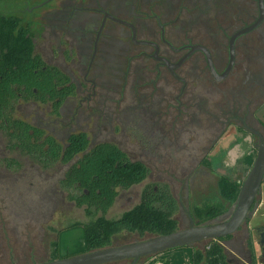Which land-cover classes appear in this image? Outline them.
<instances>
[{
  "label": "rangeland",
  "instance_id": "rangeland-1",
  "mask_svg": "<svg viewBox=\"0 0 264 264\" xmlns=\"http://www.w3.org/2000/svg\"><path fill=\"white\" fill-rule=\"evenodd\" d=\"M45 1L0 0V16L21 19L22 26L29 28L34 36L36 54L46 64L68 73L75 82L83 83L84 72L81 68H85L88 61L83 60L84 66L79 65L82 59L79 58L80 51L75 40L81 35L90 34L87 31L91 29L65 30L70 35L63 33L54 26L51 19L48 20L46 13L49 6L42 7ZM85 2L86 5H92L95 0ZM158 2L153 7L159 5L156 4ZM185 33L191 37L198 36L196 39L202 41L205 35L198 26ZM178 39L170 37L176 43ZM145 50L151 52L150 48ZM138 51V47L133 48L132 57ZM71 52L72 57L69 56ZM165 53L174 62L182 56L170 51ZM131 55L125 59L122 57L124 62L120 68H113L115 73L113 71L111 80H98V94L110 96L108 109L96 113L102 115L100 120L97 117L90 119L91 113L88 111L81 115L82 118L79 115L75 119L74 115L67 116V127L64 124L53 125L51 106L36 105L24 100H18L12 115L15 119L22 118L40 128L47 127L50 133L62 138L60 141L63 143L67 140V134L78 132L88 134L94 144L114 143L132 161L143 162L149 168L148 178L128 190L118 189L116 201L106 215L93 210L88 215L84 207H77L71 199V196L78 195L77 192L64 190L60 185L67 167L59 165L44 169L35 159L25 157L19 151H11L9 137L0 131V264L51 261L53 244L58 241L59 232L62 231L65 233L61 236V255L76 254L81 249L83 233L82 228L72 229L71 226H87L101 217L108 221L118 220L140 204L145 190H155L156 193L167 190L175 197L178 211L174 218L180 230L202 225L193 217L195 208L219 206L223 209L224 214L208 224L225 222L235 211L236 203L232 204L221 197L219 182L221 177H227L243 185L252 170L259 146L264 141V97H257L252 104L242 102L243 111L239 113L255 115L253 124L240 130L232 128V123L227 122L232 116L228 114L223 93V90L227 91V86L220 85L213 90L198 70H193L187 76L195 62L192 59L178 73L188 82V88L193 94V110L188 114L185 112L186 99L183 97L181 100L184 107L180 114L176 97L180 95L182 85L172 79L166 67L158 68L153 60L144 62L131 58ZM95 77L96 71H91L86 81L87 88L91 89L90 82L95 81ZM170 94L173 95V109L168 108L170 100L165 101ZM78 101L71 110L72 114H75L79 106ZM70 104L72 102L67 106ZM187 115L191 117L186 118ZM10 162L14 163L13 167L7 170ZM257 200L259 206L256 213L248 218L231 241L222 243L228 260L233 261V264H243L238 256L242 259L247 256L244 239L248 237L255 253L259 254L256 230L264 228V184ZM154 237L122 233L113 237L112 246L133 244ZM210 241L189 246L191 252L204 251ZM178 254L167 251L141 260L140 264H167L178 259ZM181 256L186 257V264H191L189 253ZM128 262L125 260L109 264Z\"/></svg>",
  "mask_w": 264,
  "mask_h": 264
},
{
  "label": "flooded vegetation",
  "instance_id": "flooded-vegetation-1",
  "mask_svg": "<svg viewBox=\"0 0 264 264\" xmlns=\"http://www.w3.org/2000/svg\"><path fill=\"white\" fill-rule=\"evenodd\" d=\"M155 2L158 0H122L120 2L118 0H95L92 5H86L85 0H46L42 4L43 8L49 6L47 7L49 11L46 13L48 20L51 19L54 26L62 30L63 33L65 30L69 32L81 28L91 29L87 31L90 34L81 35L75 40L77 49L80 51L79 58L82 59L79 65L84 66L83 60L88 61L86 67L81 68V71L83 69L84 72V82H75L68 73H64L75 86L74 95L67 96L63 100L59 115L53 114L52 110L51 114L55 117L51 118L53 125L64 124L63 126L67 127L69 124H66L67 116L74 115L75 119L76 115L81 117L88 111L91 113L90 119L97 117L100 120L102 115L96 113L108 109L110 96L98 94V80H111L113 71L115 73L113 68H120V64L124 62L122 57L125 59L126 56L131 55L133 48L138 47L139 51L135 56L131 55V58L141 59L144 62L153 60L156 62V67L160 68L166 66L158 60L159 58L176 64L190 52V47L193 46L207 49L217 76L220 78L213 75L207 55L202 51H195L184 62L186 64L192 59L195 60L187 76L193 70H198L206 84L211 85L210 88L213 90L220 85L227 86V91L223 90V93L226 101L225 106L229 110L228 114L232 116L227 122L232 123V128L240 130L254 123L255 115L250 113L240 115L239 112L243 111L241 109L242 102L247 101L252 104L257 97H264V0H159L156 3L159 5L153 7ZM60 25H63L64 28H60ZM196 26L205 33L202 36L203 41L197 40L198 36L191 37L185 33ZM156 27L159 30H156ZM142 35L143 37L140 38ZM173 36L180 38L177 43L170 40V37ZM142 42L154 44L158 49L153 45L141 44ZM113 46L114 49H112ZM231 47L234 51V62L229 74L221 78L231 62ZM145 48H150L151 52H147ZM165 51L182 56L177 62H174L167 57ZM71 55L72 52L69 56L72 57ZM110 58L113 60L109 61ZM166 69L172 79L174 78L182 85L179 89L180 95L176 97L179 104L177 111L182 113L184 102L181 98L185 97V112L187 114L192 112L193 94L188 88V82L179 75V69L174 72L167 67ZM91 71H96L97 77H95V81L91 80V89H89L86 81ZM241 84L247 86H241ZM253 92L254 95L251 96ZM82 97L85 98L82 99ZM171 98H173L172 94L165 98V101L170 100L169 109H173ZM76 100H79V106L76 107L75 114H72L71 110L75 108ZM71 102L72 104L67 106ZM171 117L173 122V113ZM188 117L191 116L187 115L186 118ZM77 122L79 123V120ZM43 129L49 130L47 127ZM78 133L67 134L65 143L60 141L62 138L53 135L59 142L66 145L70 137ZM260 139L262 140L261 136ZM89 140L91 141L90 137ZM98 144L100 142L94 144L91 141V146ZM12 167L7 165L6 169L10 170ZM257 201L256 199L253 205V213H256L258 209ZM256 233L259 254L255 253L254 247L249 242V237L244 239L247 256L243 259L238 256L243 264H264V228L257 229ZM234 235L224 238L222 243L231 241ZM225 249L224 247L226 254ZM146 258L150 257L141 258L138 261L131 259L128 260V264H140L141 260ZM232 262L229 261L230 264H233Z\"/></svg>",
  "mask_w": 264,
  "mask_h": 264
},
{
  "label": "trees",
  "instance_id": "trees-1",
  "mask_svg": "<svg viewBox=\"0 0 264 264\" xmlns=\"http://www.w3.org/2000/svg\"><path fill=\"white\" fill-rule=\"evenodd\" d=\"M35 48L34 36L29 28L22 26L21 19L0 16V131L9 137L11 151L35 159L44 169L67 167L60 185L64 190L77 192L78 195L71 196L76 206L84 207L88 215L92 210L106 215L116 201L118 189L128 190L143 183L150 170L143 162L132 161L114 143L91 146L88 134L78 133L64 145L47 130L13 117L18 100L51 105L53 114L59 115L63 100L74 95L75 86L70 78L59 68L46 64ZM241 188V183L227 177L220 179V194L227 202L235 204ZM177 211V200L169 191L145 190L140 204L118 220L101 217L87 226H71L72 229L82 228L83 233L81 249L74 255H61V236L65 231L59 232L51 260L111 247L113 237L122 233H138L143 237L171 234L180 230L174 218ZM223 214L219 206L199 207L193 211V217L202 225ZM224 240H212L204 251L194 253L190 247L170 250L180 253V257L167 264H186V257L181 255L187 256V253L191 264H230L221 245Z\"/></svg>",
  "mask_w": 264,
  "mask_h": 264
},
{
  "label": "water",
  "instance_id": "water-1",
  "mask_svg": "<svg viewBox=\"0 0 264 264\" xmlns=\"http://www.w3.org/2000/svg\"><path fill=\"white\" fill-rule=\"evenodd\" d=\"M141 44H149L156 47L154 44L147 42H142ZM195 51H202L207 55L213 75L217 78H220L217 76L207 49L201 46L190 47V52L187 53L176 64L171 63L163 58H159L158 60L163 62L170 71L174 72L175 70L179 69ZM233 62L234 51L233 47H231V62L228 70L222 75L221 78L229 74ZM263 184L264 141L260 144L256 161L254 162L252 170L242 185L239 198L236 202L235 211L227 221L192 226L188 229L178 230L168 235L155 236L154 238L133 244L118 247L111 246L86 254L36 264H109L131 259L138 261L141 258L155 256L177 248L189 247L206 240H218L230 237L238 232L248 220V218L253 214L252 208L258 195L261 193Z\"/></svg>",
  "mask_w": 264,
  "mask_h": 264
}]
</instances>
